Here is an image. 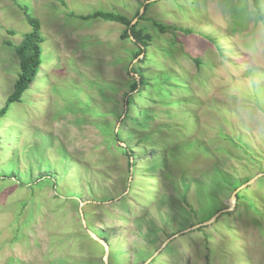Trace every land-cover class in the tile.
<instances>
[{
    "label": "rangeland",
    "instance_id": "rangeland-1",
    "mask_svg": "<svg viewBox=\"0 0 264 264\" xmlns=\"http://www.w3.org/2000/svg\"><path fill=\"white\" fill-rule=\"evenodd\" d=\"M258 1L262 15L253 0H0V109L24 8L45 38L36 81L0 119V174L16 172L0 179V264H145L159 250L149 264H264V175L231 201L264 174ZM145 4L138 57L125 26L82 19L139 22Z\"/></svg>",
    "mask_w": 264,
    "mask_h": 264
},
{
    "label": "trees",
    "instance_id": "trees-1",
    "mask_svg": "<svg viewBox=\"0 0 264 264\" xmlns=\"http://www.w3.org/2000/svg\"><path fill=\"white\" fill-rule=\"evenodd\" d=\"M253 4L258 14L262 15V10L259 1L253 0ZM150 5L151 4H145L144 13L140 14V12H138V15L136 17L141 16L139 22H134L137 18L131 20L127 16L113 11H95L92 14L82 17V19H101L104 21L114 22L125 26V31L123 32L122 37L124 39H129L135 42L136 44L141 45V48H139V50L135 52V56L138 57L140 53L150 48V46L147 44V41H151L152 36L146 32V28H143L140 25V21L145 19L144 16L146 15L147 8ZM24 10L26 11V17L30 26V30L23 35L22 41L19 45L16 46V53L19 59L20 71L15 81L12 93L7 98L4 107L0 109V119L5 117L12 105L23 102L25 94L31 89V85L36 81L37 76L39 75L41 67L44 63L43 45L45 43V38L42 33L41 22L39 21V19L33 17L29 13L27 8H24ZM169 78L170 76H168L166 73L163 74V84H165V82L169 80ZM142 84L144 86L148 85L145 80L142 81ZM156 87L161 88L162 84L158 83L156 84ZM160 91L163 92L165 95L169 93L165 89ZM142 114L143 118L140 120L138 125L146 128L149 124V121L152 120L155 116L151 114L150 111H144ZM151 135H153V133L145 135V138ZM145 138H142L143 142L146 141ZM0 141H2V139ZM59 152H61L63 159L67 158V156L63 154V151ZM9 170L12 172V167L9 166ZM14 173L16 172L13 171L11 174L14 175ZM11 174H8L7 172H2V174H0V179H8V177H10L8 175ZM241 196L242 193H239L237 196V200H239Z\"/></svg>",
    "mask_w": 264,
    "mask_h": 264
},
{
    "label": "water",
    "instance_id": "water-1",
    "mask_svg": "<svg viewBox=\"0 0 264 264\" xmlns=\"http://www.w3.org/2000/svg\"><path fill=\"white\" fill-rule=\"evenodd\" d=\"M263 175H264V174H260V175H258L257 177L251 179L249 182H247L246 184L240 186L237 190H235V192L233 193L232 198H231L232 203L235 204V202H236V200H237L238 193H239L240 191H242V190L246 189L248 186L252 185L254 182H256V180L259 179V177H262ZM229 210H230V209L220 211V212L217 213L212 219H210L208 222H205V223H203V224L197 225V226L193 227L192 229L200 228V227H202V226L212 225L215 221L218 220V218H219L220 216L223 215V213H226V212H228ZM188 231H190V230H186V231L182 232L181 234H184V233H186V232H188ZM181 234H177V235L173 236L172 239H175L176 237L180 236ZM169 241H170V240H168V241L164 244V246H165ZM107 250H108V248H107ZM160 251H161V250H159V251H158V252H157L152 258H150L145 264H149L151 261H153L154 257H155Z\"/></svg>",
    "mask_w": 264,
    "mask_h": 264
}]
</instances>
